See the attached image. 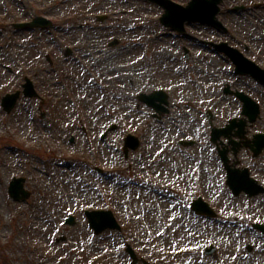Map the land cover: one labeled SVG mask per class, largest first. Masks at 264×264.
Masks as SVG:
<instances>
[{
  "label": "rangeland",
  "instance_id": "rangeland-1",
  "mask_svg": "<svg viewBox=\"0 0 264 264\" xmlns=\"http://www.w3.org/2000/svg\"><path fill=\"white\" fill-rule=\"evenodd\" d=\"M242 4L244 10H233ZM39 10L64 25L34 38L12 27ZM163 12L148 0H0V251L7 245L0 264L7 257L9 264H131L127 243L152 264H264V235L252 226L264 223V194L232 193L205 115L210 108L216 126L243 116V103L223 91L229 83L260 103L247 135L264 132V85L238 76L206 42L248 45L264 67V0H224L219 17L227 30L192 22L176 33L160 21ZM28 40L32 48L21 46ZM61 68L73 89L52 81ZM27 76L40 96H21L7 113L1 98L22 89ZM159 88L170 94L161 121L136 98ZM113 123L118 127L103 140ZM129 132L142 145L126 157ZM181 139L195 144L179 145ZM238 158L264 185V150L254 159L242 149ZM14 177L25 178L28 199L10 196ZM198 196L216 217L192 210ZM86 209H112L123 230L95 235ZM71 214L76 225L65 223ZM210 245L217 247L213 256L204 252Z\"/></svg>",
  "mask_w": 264,
  "mask_h": 264
},
{
  "label": "water",
  "instance_id": "water-1",
  "mask_svg": "<svg viewBox=\"0 0 264 264\" xmlns=\"http://www.w3.org/2000/svg\"><path fill=\"white\" fill-rule=\"evenodd\" d=\"M155 1L162 3L167 8L166 10L167 13L164 14L162 20L166 24L171 25L176 29H182V25L186 20H201L204 22H210L212 24H215L218 27L222 26L221 22L219 23V21L216 19V14L220 10L218 4L221 2V0H193L191 4L186 8L177 5L171 2L170 0H155ZM50 25H52V21L45 17H37L34 19L33 22L30 23L18 24V26L20 27H26V26L47 27ZM224 50L232 55L234 61L238 65V71L251 72L256 77L264 81V70L259 69L257 66L255 67L251 62L246 60L240 53H237L235 50L230 51V49H226V48H224ZM25 93L29 95L35 94L31 82H28L26 84ZM239 95L245 102L244 113L250 117L251 121H255L259 115V106L249 97L243 94H239ZM18 96H19V92L5 97L4 103L9 111L14 106ZM147 101L152 102L153 96H151V98H148ZM212 117L213 116H211V118ZM246 123L247 122L245 120H242L240 123H237L235 120H233L232 124L225 129H214L213 140L217 141L222 135L231 137V130L236 125L240 127L239 131L237 132V135L243 137L245 134ZM231 142L234 141L231 140ZM234 143H236V145L238 146L235 148V151H238L240 143L237 142ZM248 145L255 151V156L258 155L264 148V134L257 135L256 139L254 140V143L251 144L248 143ZM127 146L136 149L139 146L138 138H136L133 135H129V137L127 138ZM126 151H128V148H126ZM220 153L222 155L223 160L225 161L227 170L229 172V184L231 185V187L233 188L236 194H239L242 190L249 192L251 195L264 191V188L258 185L257 182L250 177V172L248 169L241 170L231 167V165L229 164L227 149L220 151ZM23 181H24L23 178H15L11 183L10 193L16 199L26 198L29 196V192L23 189ZM193 208L199 213L215 215L214 210H212L210 206L206 202H204L201 198H199L193 203ZM86 213L89 217L91 226L94 227L95 232L97 234L101 233L106 228L121 229V226L118 224L116 218L109 210H102V211L93 210V211H87ZM67 222L74 224L75 223L74 216L68 218ZM128 251L134 258V262L132 263L137 264L138 257L135 254L134 249L131 247V245L128 247ZM145 264H149V263L145 262Z\"/></svg>",
  "mask_w": 264,
  "mask_h": 264
},
{
  "label": "trees",
  "instance_id": "trees-1",
  "mask_svg": "<svg viewBox=\"0 0 264 264\" xmlns=\"http://www.w3.org/2000/svg\"><path fill=\"white\" fill-rule=\"evenodd\" d=\"M5 250V249H4ZM2 255H4V252H2ZM4 260V256H3V258L1 259V261H3ZM3 264H9V262H7V261H5V262H2Z\"/></svg>",
  "mask_w": 264,
  "mask_h": 264
}]
</instances>
